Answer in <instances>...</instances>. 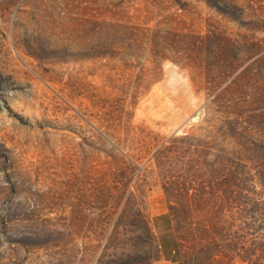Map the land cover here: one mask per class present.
<instances>
[{
	"label": "rangeland",
	"instance_id": "obj_1",
	"mask_svg": "<svg viewBox=\"0 0 264 264\" xmlns=\"http://www.w3.org/2000/svg\"><path fill=\"white\" fill-rule=\"evenodd\" d=\"M0 264H264V0H0Z\"/></svg>",
	"mask_w": 264,
	"mask_h": 264
}]
</instances>
